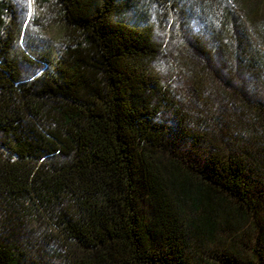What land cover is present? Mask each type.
I'll return each mask as SVG.
<instances>
[{"label": "trees", "instance_id": "1", "mask_svg": "<svg viewBox=\"0 0 264 264\" xmlns=\"http://www.w3.org/2000/svg\"><path fill=\"white\" fill-rule=\"evenodd\" d=\"M33 2L32 53L0 0V264H264L257 1Z\"/></svg>", "mask_w": 264, "mask_h": 264}, {"label": "rangeland", "instance_id": "2", "mask_svg": "<svg viewBox=\"0 0 264 264\" xmlns=\"http://www.w3.org/2000/svg\"><path fill=\"white\" fill-rule=\"evenodd\" d=\"M12 3L16 6L21 19L23 20V31H24V39L20 43L21 51H30V45L33 43H39V45L46 44H54L58 41L60 37V25L54 18L45 17L43 14L38 13L34 9L33 0H11ZM195 1V0H194ZM200 1V0H197ZM257 1V12L260 15L264 16V0H256ZM252 1L237 3L234 4V7L238 9L240 12L243 7H250ZM243 15V14H242ZM189 31L183 33L182 31L176 33L173 38V53L177 55V50L182 51L187 57H193L194 52L193 48L188 40L189 36H200L201 27L197 24V21L191 22L189 24ZM186 32V31H185ZM167 32H163L162 29H158V37L161 40L167 41ZM41 40L43 42H41ZM33 53V52H32ZM173 55V56H174ZM175 66V61L173 58L160 59L157 65L155 66V71L167 81L171 82L173 78V69Z\"/></svg>", "mask_w": 264, "mask_h": 264}]
</instances>
